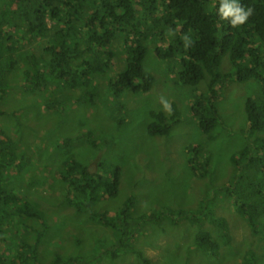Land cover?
Instances as JSON below:
<instances>
[{"label": "rangeland", "instance_id": "rangeland-1", "mask_svg": "<svg viewBox=\"0 0 264 264\" xmlns=\"http://www.w3.org/2000/svg\"><path fill=\"white\" fill-rule=\"evenodd\" d=\"M12 1L0 0V14ZM84 6V3L79 5L81 9ZM136 6L149 27L161 28V12L145 11L142 4ZM37 8L43 11L50 24L65 22L72 12L68 9L57 16L47 2ZM116 33L119 36L113 40L115 43L106 45L105 53L100 57L106 58L110 65L101 74H92L93 86L99 87L93 102H80L75 97L79 96L78 93L66 97L50 88L44 94L61 103L57 110V104H54L55 109L49 114L48 109L40 108L33 99H28L31 95L22 89L21 70L11 74L10 78L16 79L12 85L13 97H4L0 101V106H7L0 114V121L2 126L6 125L8 136L16 139L18 151L26 150L29 159L23 164H20L22 158L16 159L17 174L11 180L10 151L1 154L0 176L10 179L9 185L17 187L21 194L30 195L27 198L32 208L42 212L44 220L33 219L37 227L31 230L26 227V218H16L13 208L4 203L0 209V254L20 250L21 253L22 249L28 254L24 241H31L34 245L39 236L36 253L42 251V257L38 259L47 263L61 254L65 260L71 257L70 264H144L145 258L153 264H264V233L257 239L259 245L256 239L253 242L252 228L235 208L229 188L236 184L237 170L245 162L237 160V152L247 145L254 150L259 147L255 135L243 131L248 125L247 99L249 96L261 98L262 83L251 79L236 82L226 91H216L220 98L221 121L214 128L215 138L209 140L191 109V104L200 97L205 98L209 109L207 82L202 80L192 85L180 81V72L173 60L158 57L157 43L148 47L143 62L146 71L155 76L152 90L134 94L130 87H126L129 80L123 82L124 94L119 95L114 90L112 81H117L127 65L121 56H110L114 46L123 44L124 33ZM19 46L24 48L22 44ZM84 51L79 57L82 63L88 60L86 48ZM161 98L168 101L171 110L172 103H176L180 122L174 125L169 136H150L148 124L154 119L151 111H166ZM119 103L126 106L122 112H116ZM126 111L130 112L129 117L121 123L120 115ZM219 128L221 131H217ZM89 132H93V138L87 135ZM256 135L264 138V131ZM66 137L74 140L69 151L64 145ZM169 138L171 143L164 144ZM197 143L204 146L203 151L188 150L190 144ZM68 153L96 169L105 166V172L110 174L117 166L122 167L119 194L94 203L91 211L78 212L76 207L74 210L68 206L64 198L68 194L64 180ZM131 197L137 199L136 216L127 222L125 228L120 226L119 231L112 227L113 217L100 221L92 216V213L118 211ZM75 198L82 201L78 195ZM219 202L217 212L230 219L234 238L232 243L226 242L219 227L206 217L205 228L218 236L222 246L219 259L195 244V232L201 227L196 218L190 219L183 213L178 216L181 219L172 221L171 214L161 213L165 220L156 223L137 217L153 210L162 212L165 207L176 212L187 209L200 213L203 210V216ZM250 242L256 245V251L246 254Z\"/></svg>", "mask_w": 264, "mask_h": 264}, {"label": "trees", "instance_id": "trees-1", "mask_svg": "<svg viewBox=\"0 0 264 264\" xmlns=\"http://www.w3.org/2000/svg\"><path fill=\"white\" fill-rule=\"evenodd\" d=\"M42 2L50 3L57 16L70 9L72 12L69 19L50 24L43 11L37 8ZM236 2L245 11L249 8L253 11L245 23L232 26L234 17L222 19L220 8L224 3L234 4L235 0H13L0 14V101L4 97L12 99V85L16 79H11L10 76L18 69L21 70L19 76L23 80L22 89L31 95L28 99H33L40 108L48 109L49 114L55 109L54 104H57V110L58 104L61 103L45 95L50 88L62 92L66 97L78 93L79 96L75 97L80 102L95 101L99 87L93 86L92 74H101L103 70H107L110 63L106 58L100 57L105 53L106 45L115 43L113 40L119 36L116 31H122L123 44L114 46L115 51L112 50L110 56H121L127 65L117 81H112L114 90H117L119 95L126 92V87H130L134 94L152 90L155 76L146 71L143 62L148 47L154 42L157 43L158 57L173 60L180 72V81L192 85L202 80L207 82L209 109L204 97L191 104V109L198 117L201 130L209 140H213L216 136L214 128L221 121L220 98L216 95L218 89L226 91L236 82L254 79L262 83L264 90V0ZM80 3L85 4L82 9L79 7ZM137 4H142L145 11L161 12L163 22L159 24V30L146 24V18L137 12ZM84 48L88 52V60L82 63L79 62V57L85 52ZM126 80L130 83L125 87L123 82ZM246 106L248 125L243 132L255 135L254 140H257L259 147L254 150L247 145L237 152V160L245 162L237 170L236 184L229 188L235 208L247 220L253 231V242L256 239L259 245L257 239L264 233V138L256 133L264 131V91L259 100L256 96H249ZM0 108L1 114L7 106ZM125 108L123 103H119L116 112H122ZM151 112L154 119L148 124L150 136H169L174 125L180 122L174 102L171 111L161 109ZM129 113L126 111L120 115L121 123L127 120ZM5 126H2L0 121V156L10 151L11 180H14L18 167L15 165L16 159L22 158L20 164H23L28 161L29 155L26 150L18 151L16 139L12 135L8 136ZM217 131H221V128ZM87 135L94 137L93 132ZM73 142L71 137L65 138L66 150H70ZM93 142L97 144L96 140ZM170 143L169 138L164 144ZM97 145L99 147V144ZM203 148L200 143L188 146L189 151L198 153L203 151ZM65 158L64 180L68 194L64 198L65 203L72 209L75 210L76 207L78 212L91 211L94 203L104 197L119 194L122 167L117 166L110 174L105 172V166L96 169L76 159L71 153ZM9 180L0 176V209L2 210L4 203L8 204L13 208L16 218H26V227L29 226L32 230L37 227L33 224V219L44 220V215L32 208L27 198L30 195H23L17 187H11ZM75 195L82 201L75 198ZM220 203L203 216L201 209L200 213L187 209L176 212L170 207H165L162 212L153 210L138 214L137 217L156 223L165 220L161 213L171 214L169 216H172V221H178V216H183V213L190 219L196 218L201 227L195 232V244L219 259L222 246L218 236L211 229L205 228L206 217L219 227L226 242L234 241L230 219L217 212ZM136 206L137 199L131 197L118 211H105L98 215L92 213V216H96L100 221L113 217L112 227L119 231L120 226L122 228L124 225L125 228L127 222L136 216ZM24 242L27 244L28 254H25L23 249L21 253V250L9 252L8 255L2 253L0 264L71 263V257L65 260L61 254L56 255L49 263L38 259L43 254L42 251L36 253L39 236L36 237L34 245L28 240ZM255 246L251 242L248 243L246 254L256 251ZM140 254L144 256L143 252ZM144 264L153 262L145 258Z\"/></svg>", "mask_w": 264, "mask_h": 264}, {"label": "clouds", "instance_id": "clouds-1", "mask_svg": "<svg viewBox=\"0 0 264 264\" xmlns=\"http://www.w3.org/2000/svg\"><path fill=\"white\" fill-rule=\"evenodd\" d=\"M252 11V8H249L247 11H245L244 8L236 2V0L232 5L224 3L220 8V12L223 13V15L221 16L222 19H226L229 16L234 17V19L231 21L232 26H237L245 23L248 17L252 14ZM161 102L163 103L164 109L166 111H171V106L168 101L161 98Z\"/></svg>", "mask_w": 264, "mask_h": 264}]
</instances>
